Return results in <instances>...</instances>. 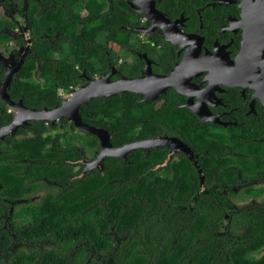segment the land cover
<instances>
[{
    "label": "trees",
    "instance_id": "trees-1",
    "mask_svg": "<svg viewBox=\"0 0 264 264\" xmlns=\"http://www.w3.org/2000/svg\"><path fill=\"white\" fill-rule=\"evenodd\" d=\"M9 1L27 6L36 39L32 55L13 77L8 91L13 102L51 110L60 105L61 92L86 85L83 74L93 79L106 73L107 57L117 65L118 53L126 48L147 51L168 71L167 54L149 53L160 39L152 35L144 43L140 33L129 30L141 25V16L125 0L109 5L105 0H56L55 7L36 14L38 18L34 1ZM0 41L9 38L0 32ZM118 69L127 77L139 73L134 67ZM3 79L0 66V83ZM140 98L125 93L94 99L81 107L80 116L95 128L109 126L114 147L154 136L164 126L202 155L205 192L198 195V175L149 177L146 162L155 154L163 156L162 151L147 159L137 150L126 163L108 158L102 172L73 177L66 161L80 157L77 147L93 156L95 137L65 120L54 125L30 122L5 139V148L0 142V197L21 199L43 180L55 184L58 192L22 207L13 215L20 222L9 232L0 228V264H264V254L256 256L264 248V207L229 203L243 183H250L241 188L248 197L264 194L253 186L264 179V141H254L264 135V121L240 133L211 131L194 123L187 111L174 110V94L165 97L159 110H147L152 104H141ZM11 120L0 102V127ZM189 168L184 160L174 167ZM30 180L35 187H29ZM7 212L0 203V218Z\"/></svg>",
    "mask_w": 264,
    "mask_h": 264
},
{
    "label": "flooded vegetation",
    "instance_id": "flooded-vegetation-1",
    "mask_svg": "<svg viewBox=\"0 0 264 264\" xmlns=\"http://www.w3.org/2000/svg\"><path fill=\"white\" fill-rule=\"evenodd\" d=\"M32 1L35 2L36 6L34 12V17L36 18H38L37 15L46 8L50 6L53 8L56 5V0ZM105 1L109 5L113 0ZM127 1L128 0H125L126 3ZM243 1L244 0H154L155 10L160 15H162L165 20L169 22V24L174 25V27H172L171 31L169 32L177 30L178 33H182L183 35L187 36V38L183 40L177 34H173L172 37L175 43L166 41V35L162 28H159L157 25L155 28H152V23L149 20H146L142 15L138 14L141 16V25L138 28L152 29V33L150 35L140 34V40L144 43H149V37L152 35H156L160 39V43L158 45H154V43L151 44V46L155 48L149 50V53L153 55L167 54L168 57L166 61L168 63V71L165 73L163 65L156 63L152 58H150L147 51L144 50L140 52L139 50L126 48L118 53V55L121 54V56L119 55L117 65L111 64L110 58L107 57L106 68H108V70L103 75L108 74L111 71V67H114L115 74L110 77L111 81H116L123 77H141L146 62L140 57L145 55L146 59L150 61L152 73L157 76L167 77L171 74L176 66L180 65L183 60L187 59V64H189V67H187L177 79L179 86L181 89L186 91L187 94L179 93L174 88H168L163 94H160L156 100L147 103H141L144 97L143 95L135 94L141 96L139 103L152 104V107L147 106V110H159L165 104V97L169 94H174L177 96V99L175 100L176 104L174 106H170H173L172 108H174V110L187 111L194 117V123L198 122L201 125H205L206 128L211 131H219L220 129H223L231 132L238 131V133H240L244 130L245 126L258 123L261 120L264 121V109L260 100L256 97L254 98V89L243 86L228 87L223 84V82H225L224 78L229 74L228 63L230 62L233 66H236L235 60L242 50L244 37L246 38L247 33L250 32L251 26H256V24L260 23L261 21L264 22V6H261L260 3H257V0H251L252 3L247 2L245 4ZM22 3V5H16L9 0H0V12L2 13V16L0 17V32L9 38L8 42L0 41V52L7 56L11 50L17 51L14 58L15 61L22 54V48H24L25 45H30V50L26 52V55L23 59L24 62L28 56L32 55V46L36 39L35 37H32V29L26 16L28 8L27 6L26 8L24 7V2ZM258 28L260 27L258 26ZM254 34L255 39L252 42L253 46L250 45L251 47L248 51L247 60L251 64H257L260 67L256 74H251V77L247 74V77L250 79H258L259 82H257L256 86L259 87L260 84L264 85V34L259 35L258 37L256 32H254ZM123 53H125V55H123ZM39 66L40 64L37 63V67ZM121 66L134 67V70H138L139 73L134 77H127L120 73L118 67ZM197 66H199V68H197ZM1 68L5 74L4 67L1 66ZM195 73L198 74L196 76H192ZM99 76L101 75H96L94 78ZM36 77L37 72L34 71L33 78L36 79ZM187 77H190L189 83L197 89V92L202 93L206 89H210V91L203 96L197 95L193 91L185 89L184 81ZM251 83L252 85H255L253 81H251L250 84ZM189 98H191L190 103L193 108L197 107V109L200 110L205 108V110H207L213 117L217 119V122L202 123L199 117L191 109L185 107ZM105 129L110 135V127L107 126ZM22 136L23 135L20 134L18 137L21 138ZM158 138L176 139L184 143L197 157L196 160H198L199 165L200 162L203 161V158L201 157L202 155H200V153H196L193 147L187 141L181 139L174 133L169 132L164 128V126H161L159 133L154 136L136 140L120 147L135 142L156 140ZM258 138L259 139L254 141H264V135H260ZM5 139L0 141L3 148L6 146L4 144ZM97 143L98 147L96 150H93V156L83 154V150L77 147L80 157L74 161H66L67 163L70 162L72 166L71 172L73 177L79 178L82 174L85 176L87 173L103 171L104 162L108 158H106V160L103 162L102 171L98 169H92L84 173L86 166L81 163L83 159L91 163L97 158L99 151L98 140ZM137 150H141L143 156L147 159L151 154L161 151L163 153V156H160V154H155L156 156L153 158L150 164L146 162V173L149 177H172L179 174L180 172L189 176L198 175L197 170L193 167L191 161L187 158L185 153L178 151L175 154H171L169 156L171 149L164 146L136 149L124 158L115 159H120L126 163L128 162V157ZM204 154H206L205 151ZM234 155L235 153L231 154L232 157H234ZM183 160L189 162L190 168L183 171L175 170L174 167L177 166V164H182ZM23 162L27 165L32 163L28 162L26 159H24ZM28 184L29 187H31V185H34L35 187L36 182L35 180H30ZM248 184L243 183V185L239 186V188L247 186ZM263 184L264 179L257 183H253V186L258 189H264V187H260ZM52 185L55 184L43 180L37 189L30 191L25 197L15 201L0 197L1 206L3 208H7L8 210L7 214H4L2 218H0L1 230L9 232L13 229L12 225H16L20 222V219L14 218L13 215L20 211L22 207L28 205H37L48 194H56L58 189L56 186L53 187ZM58 187L60 188V186ZM38 195L41 197L36 204L34 202ZM262 195L264 194H260L259 196ZM258 197L253 198L254 200L249 206L246 207H264V204H260L259 202L255 201ZM229 200H231V198H229ZM229 203L232 207L234 206L230 201ZM224 218L225 222H227V215H225ZM11 237L14 238L12 235ZM263 254L264 248L258 251L256 256L259 257Z\"/></svg>",
    "mask_w": 264,
    "mask_h": 264
},
{
    "label": "water",
    "instance_id": "water-1",
    "mask_svg": "<svg viewBox=\"0 0 264 264\" xmlns=\"http://www.w3.org/2000/svg\"><path fill=\"white\" fill-rule=\"evenodd\" d=\"M247 2L252 3L251 0L243 1L244 4ZM127 3L126 4L129 5L133 12L142 15L146 20H149L152 23V28H155L156 25L159 26V28H162L166 35V41L175 43L172 37L173 34H177L183 40L187 38V36L182 33H178L177 30L169 32L174 25L169 24V22L155 10L154 0H128ZM257 3L264 6V0H257ZM256 26H251L250 32L247 33L246 38L244 37L242 50L235 60L236 66H233L230 62L228 63L229 74L224 78L225 82H223V84L228 87L243 86L254 89V98L256 97L260 100L264 109V85L260 84V86L257 87L256 84L259 82L258 79H250L247 77V74L250 75V77L251 74H256L260 67L257 64H251L247 60L248 51L251 47L250 45H252V42L255 39L254 32H256L257 37L264 34V22L261 21L256 24ZM258 26L260 28H258ZM129 30L144 35H150L152 33V29H143L138 27L130 28ZM29 50L30 45H25L24 48H22V54L15 61L13 55L4 57L0 54V66L5 69L4 79L0 83V102L10 112L12 119L9 124L0 127V141L4 140L6 137H13L19 129L26 128L30 122H42L54 125L61 120H65L68 123H72L73 127L78 132L92 135L99 142L97 158L91 163L84 159L81 161V163L86 166L84 173L92 169L102 171V165L106 158H124L136 149L164 146L171 149L169 156L178 151L187 155V158L191 161L199 176L200 189L198 195L205 192L203 172L200 168L198 160H196L197 157L184 143L176 139L158 138L156 140L135 142L117 148L112 146L110 141L111 136L108 134L106 129L95 128L85 124L80 116L81 107L87 105L88 102L94 99L113 97L127 92L143 95L144 97L141 103L156 100L158 96L163 94L168 88H174L179 93L187 94L186 91L181 89L177 80L180 74H182V72L189 67L187 59L183 60L180 65L176 66L167 77L154 75L151 71L150 61L146 59L145 55L140 57L144 59L146 65L143 69L142 76L138 78L123 77L116 81H111L110 77L115 74L114 67H111V71L108 74L101 75L94 79H89L85 76V74H83L82 77L85 79L86 85L71 89L67 95L68 97L62 99L59 106H56L51 110H35L24 106L22 100L13 102L8 94L13 77L21 68L26 52ZM197 68H199V66H197ZM197 74L198 73H195L192 76H196ZM189 80L190 77H187L184 81L185 89L193 91L197 95L203 96L210 91V89H206L202 93L197 92V89L189 83ZM251 81H253L255 85H252V83L250 84ZM190 102L191 98H189L185 107L191 109L199 117L202 123L217 122V119L205 110V108H203V110L197 109V107L193 108ZM82 176L83 174L80 177ZM238 189H241V187Z\"/></svg>",
    "mask_w": 264,
    "mask_h": 264
},
{
    "label": "rangeland",
    "instance_id": "rangeland-1",
    "mask_svg": "<svg viewBox=\"0 0 264 264\" xmlns=\"http://www.w3.org/2000/svg\"><path fill=\"white\" fill-rule=\"evenodd\" d=\"M1 16H2V13L0 12V17H1ZM14 51H15V50H11L7 56L3 55L1 52H0V54H1L2 56H4V57H8V56H10V55H13L14 58H15V54H16L17 51H15V52H14ZM115 51H116V50H115ZM119 55L121 56V54H119ZM123 55H125V53H123ZM67 95H68V94H64L63 92L60 93V96L62 97V99L67 98V97H68ZM260 187H264V184L261 185ZM234 193H235V198H234V199H231V200H229V201H230L235 207H237V208H241V207L249 206L250 203L254 200L253 198H250V197H248L247 195L243 194V193H242V189H235ZM40 197H41V196L38 195V196L35 198V202H34V203L37 204L38 201H39V199H40ZM255 201H256V202H259L260 204H264V195L259 196ZM22 205H23V204H22ZM14 212H15V211H14Z\"/></svg>",
    "mask_w": 264,
    "mask_h": 264
}]
</instances>
